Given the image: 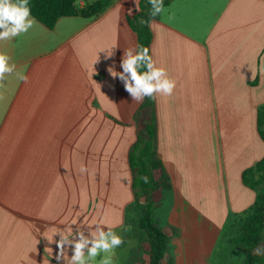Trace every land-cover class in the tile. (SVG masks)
Listing matches in <instances>:
<instances>
[{"label":"crops","instance_id":"obj_1","mask_svg":"<svg viewBox=\"0 0 264 264\" xmlns=\"http://www.w3.org/2000/svg\"><path fill=\"white\" fill-rule=\"evenodd\" d=\"M141 1L114 0L99 16L61 18L53 29L35 19L26 34L0 41L16 65L0 88V264H57L48 241L100 221L119 225L124 240L113 264L146 260L137 228L124 231L137 220L130 151L144 100L132 101L107 71H122L124 49L138 45L128 18ZM150 28L152 57L176 81L171 96L155 98L158 151L173 186L154 194L155 217L166 194L173 204L157 218L165 226L223 210L226 194L243 214L256 193L242 174L264 158V0H172Z\"/></svg>","mask_w":264,"mask_h":264},{"label":"trees","instance_id":"obj_2","mask_svg":"<svg viewBox=\"0 0 264 264\" xmlns=\"http://www.w3.org/2000/svg\"><path fill=\"white\" fill-rule=\"evenodd\" d=\"M82 0H29L31 16L49 29H53L61 18L83 17L93 18L104 13L114 0H98L86 2L81 7ZM85 1V0H84ZM172 0H163L166 8ZM148 0H142L140 11L128 18L132 30L138 38V45L151 47L153 32L148 24L140 20H148L150 13ZM160 14L153 20L159 19ZM137 120L136 143L131 147L130 166L133 177L134 204L130 207L137 215L138 239L141 251L145 250L146 260L142 253L134 256L135 264H163L169 255L172 239L179 237L181 232L172 225H163L156 217L157 204L154 194L157 191L170 192L173 189L171 178L166 171L158 151V122L155 98H145L135 115ZM257 128L264 142V105L258 109ZM147 175L149 183L145 184L140 177ZM243 184L256 193L253 206L237 220L238 230L233 237L227 239V244L236 245L245 254L241 264H264V255H254L256 248H263L264 238V158L242 174ZM172 264V259H168Z\"/></svg>","mask_w":264,"mask_h":264},{"label":"clouds","instance_id":"obj_3","mask_svg":"<svg viewBox=\"0 0 264 264\" xmlns=\"http://www.w3.org/2000/svg\"><path fill=\"white\" fill-rule=\"evenodd\" d=\"M151 8L149 19L140 20L141 24H148L150 27L155 18L164 11L163 0H148ZM37 23L31 16L29 0H0V41H9L21 34H26ZM148 47L137 45L135 48L124 49L120 61L122 71L117 72L114 65L109 66L107 71L115 79L118 78L124 86L125 91L131 96L132 101L141 103L145 98L154 99L157 96H171L176 88V81L172 79L167 70L158 67ZM109 54L108 57H111ZM11 57L0 52V88L4 87L7 76L16 70L15 63H10ZM264 72V69H261ZM18 79L25 84L28 77L18 74ZM3 99V96H0ZM81 174L88 169L81 165ZM145 184L149 183V177H140ZM122 224V221L120 222ZM119 225H104L103 221L96 223L94 227L89 226L87 234L81 227L68 228V235L58 232V240L48 241L55 243L58 251L54 259L57 264H96V258L103 253L99 264H113L115 249L123 245V238L113 228ZM124 231H131V225L124 228ZM71 250V256L68 251ZM254 255H264V248H256Z\"/></svg>","mask_w":264,"mask_h":264},{"label":"rangeland","instance_id":"obj_4","mask_svg":"<svg viewBox=\"0 0 264 264\" xmlns=\"http://www.w3.org/2000/svg\"><path fill=\"white\" fill-rule=\"evenodd\" d=\"M89 3H94L98 0H87ZM226 184V182L224 183ZM211 199H218L221 196V191L212 185L210 188ZM227 193L226 187L224 188ZM165 192L157 193L165 196ZM161 197V196H160ZM166 200L163 207L157 211L156 215L159 220L161 217L166 218L170 205L173 204V197L166 194ZM169 198V200H168ZM225 205L219 204L220 209L216 212H196L195 220H189L185 216L179 218L178 224L175 227L181 232L179 237L172 239L169 255L163 264H168V259H172V264H241L245 254L241 248L236 245L227 244V239L233 237L237 230V220L241 214L234 213L228 203L229 196L226 194ZM227 208V210H224ZM137 216V215H136ZM132 220L131 227L138 229L137 222ZM137 230V234H138ZM132 245L129 244L125 250H128ZM264 248V238H263ZM141 249V248H140ZM121 252V251H119Z\"/></svg>","mask_w":264,"mask_h":264}]
</instances>
